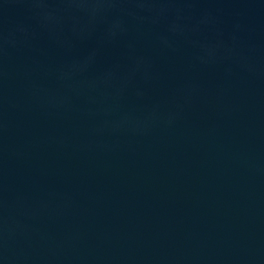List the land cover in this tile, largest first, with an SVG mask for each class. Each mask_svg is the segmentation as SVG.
<instances>
[{
	"label": "water",
	"instance_id": "water-1",
	"mask_svg": "<svg viewBox=\"0 0 264 264\" xmlns=\"http://www.w3.org/2000/svg\"><path fill=\"white\" fill-rule=\"evenodd\" d=\"M0 264H264V0H0Z\"/></svg>",
	"mask_w": 264,
	"mask_h": 264
}]
</instances>
